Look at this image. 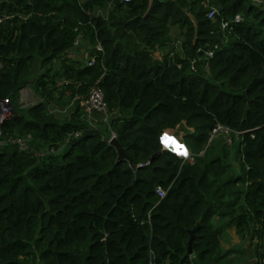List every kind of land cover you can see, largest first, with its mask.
<instances>
[{"label":"trees","instance_id":"trees-1","mask_svg":"<svg viewBox=\"0 0 264 264\" xmlns=\"http://www.w3.org/2000/svg\"><path fill=\"white\" fill-rule=\"evenodd\" d=\"M1 17L0 264H263L264 0H0ZM95 85L106 114L86 111ZM178 125L186 160L162 150Z\"/></svg>","mask_w":264,"mask_h":264},{"label":"built area","instance_id":"built-area-1","mask_svg":"<svg viewBox=\"0 0 264 264\" xmlns=\"http://www.w3.org/2000/svg\"><path fill=\"white\" fill-rule=\"evenodd\" d=\"M127 1V0H124ZM217 10L214 8H210V10L207 13V17L208 19H213L215 14H216ZM6 18L5 17H1L0 18V22H3ZM242 21V16L240 14H236L235 16H233V18L231 20H224L221 23V30H227L231 27L232 23H240ZM97 49L100 50L101 47L98 44L97 45ZM209 56H212V52L208 51L207 52ZM94 59L91 58L87 61V65L92 66L94 63ZM3 69V65L0 62V76H1V70ZM85 105L87 107V112H89V114H91L93 111H98V112H102L103 114H106L107 111V107L104 101V94L101 91V89L99 88V86H94L91 87L86 101H85ZM12 104L10 103V101H8V99H0V136H1V125L3 123L4 120L9 119L12 116ZM234 134V136H233ZM79 135V133H76V136ZM112 135H114L112 133ZM239 135V132L231 130L230 128H228L227 126L223 125V124H216L215 127L211 130L210 132V137L209 140L212 139H221L222 141H227L228 143H231L232 138L235 137L237 138V136ZM14 142L19 143L22 145V147L24 149L27 148L24 140L22 139H15ZM186 155V153H183V157ZM145 164H148V162H146ZM157 194L159 197H163L164 196V190L161 189L160 187H157ZM262 263L264 264V259L262 261Z\"/></svg>","mask_w":264,"mask_h":264},{"label":"crops","instance_id":"crops-1","mask_svg":"<svg viewBox=\"0 0 264 264\" xmlns=\"http://www.w3.org/2000/svg\"><path fill=\"white\" fill-rule=\"evenodd\" d=\"M83 46H84V43H82V44L78 43L77 47H75L70 52L71 57L76 58V59H80L85 54V52H83ZM77 49H78V52H75V50H77ZM154 54H155V57H158V58H160V56L162 55V53H160L158 51L155 52ZM77 55H78V57H77ZM36 101H37V98L33 92L32 86H27L19 92L17 103L20 104L21 106L30 105L32 103H35ZM179 131H181L180 135H179ZM186 133L187 132L185 131V129H182L180 125H178L174 128L173 134H171L168 130H165L161 135V142H162L163 149L171 150V151H174L176 153H185L184 149L188 148V146L185 144V141H184V136L186 135ZM165 135H167L170 139L165 140L164 139ZM186 151H188V149ZM230 230H233L234 235H236L238 237L234 228H228L226 231L227 237H229V239H230L228 245L240 243L241 241H240L239 237H238V239H235L234 236L228 232ZM233 239H234V241H233ZM225 249L228 250L229 248H225ZM233 255H234V253L231 255V257ZM235 257H237V255ZM239 260H236L235 264H238L240 262L244 263L243 261H239ZM247 264H249V261L247 262Z\"/></svg>","mask_w":264,"mask_h":264},{"label":"rangeland","instance_id":"rangeland-1","mask_svg":"<svg viewBox=\"0 0 264 264\" xmlns=\"http://www.w3.org/2000/svg\"><path fill=\"white\" fill-rule=\"evenodd\" d=\"M174 32L175 31H172L171 33L172 34H174ZM75 52H78V49L77 50H75ZM159 54V53H158ZM68 56L69 57H71V55H70V52L68 53ZM84 56H86V53L84 54ZM77 57H78V55H77ZM57 61V60H56ZM13 105V104H12ZM12 111H13V108H12ZM92 121H93V118L91 119ZM93 123V122H92ZM101 125V124H100ZM96 126H99L98 124H96ZM166 130H168L171 134H173L174 133V129H166ZM165 131V130H164ZM180 133H181V131H179V135H180ZM177 138V137H176ZM238 139V138H237ZM233 140L235 141V137H233ZM229 144V143H228ZM227 146H230V144L229 145H227ZM233 148H232V150L230 151L231 153H230V155H231V159H230V162H231V164H232V166H233V168H231L230 169V171H229V174L230 175H239V174H241L242 173V171H241V168H240V165H239V161L236 159V156H235V154H236V150H237V143H236V145H233L232 146ZM188 149V151H186ZM187 149H184V151H185V153H186V155L182 158V159H188V158H190V157H192L193 156V154L191 153L192 151H191V149L189 148V146H188V148ZM200 155H202V152H200ZM240 168V169H239ZM216 223H217V221H216ZM229 233H231L233 236H234V238L235 239H238V237L236 236V235H234V231L233 230H230V231H228ZM229 237H227V234H223L222 235V237H221V245L223 246V248H236V245H238V244H240V243H237V244H232V245H228V243H229ZM233 241H234V239H233ZM232 242V241H231ZM254 244H255V240L252 242V244H249V242H245V243H243V247H244V249H246V252H245V254H243V255H241L240 257H242V258H245V255H247V254H249L250 252L251 253H253V249H254ZM240 264V263H239Z\"/></svg>","mask_w":264,"mask_h":264},{"label":"water","instance_id":"water-1","mask_svg":"<svg viewBox=\"0 0 264 264\" xmlns=\"http://www.w3.org/2000/svg\"><path fill=\"white\" fill-rule=\"evenodd\" d=\"M109 145L115 148V150L118 154V159H125V160L131 162L130 158L127 156L124 149L119 144V142L116 138H112L109 141ZM199 224H200V222L197 221L193 228L187 230V233L189 236L188 241H187V254L188 255H192L191 244H192V241L195 237L196 231L198 230Z\"/></svg>","mask_w":264,"mask_h":264},{"label":"clouds","instance_id":"clouds-1","mask_svg":"<svg viewBox=\"0 0 264 264\" xmlns=\"http://www.w3.org/2000/svg\"><path fill=\"white\" fill-rule=\"evenodd\" d=\"M76 46V45H75ZM77 47V46H76ZM11 103V102H10ZM12 104V103H11ZM13 106V105H12ZM13 111H14V107H13ZM13 111H12V114H13ZM8 120V119H7ZM5 121V120H4ZM3 121V122H4ZM77 133H79V135H81V133L82 132H77ZM79 135H77V137L79 136ZM162 135V134H161ZM112 138H115L114 137V135H112V133H111V137H110V139H109V141L112 139ZM162 143V142H161ZM162 150H165V149H163V147H162ZM167 151H170V152H172V153H176V152H174V151H171V150H167ZM176 154H178L179 155V158H183V153H176Z\"/></svg>","mask_w":264,"mask_h":264},{"label":"snow or ice","instance_id":"snow-or-ice-1","mask_svg":"<svg viewBox=\"0 0 264 264\" xmlns=\"http://www.w3.org/2000/svg\"><path fill=\"white\" fill-rule=\"evenodd\" d=\"M164 139L169 140L170 138L167 135H165Z\"/></svg>","mask_w":264,"mask_h":264}]
</instances>
